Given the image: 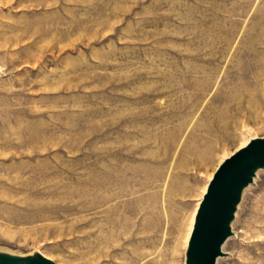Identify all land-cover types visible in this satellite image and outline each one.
<instances>
[{
    "label": "rangeland",
    "instance_id": "374dc122",
    "mask_svg": "<svg viewBox=\"0 0 264 264\" xmlns=\"http://www.w3.org/2000/svg\"><path fill=\"white\" fill-rule=\"evenodd\" d=\"M264 137V0H0V253L184 264L209 177ZM217 264H264V168Z\"/></svg>",
    "mask_w": 264,
    "mask_h": 264
},
{
    "label": "water",
    "instance_id": "95a60500",
    "mask_svg": "<svg viewBox=\"0 0 264 264\" xmlns=\"http://www.w3.org/2000/svg\"><path fill=\"white\" fill-rule=\"evenodd\" d=\"M264 168V137L251 139L224 160L201 201L186 251L185 264H217L233 234L232 223L243 191ZM197 249L194 254L193 248ZM0 264H57L39 251L28 256L0 253Z\"/></svg>",
    "mask_w": 264,
    "mask_h": 264
},
{
    "label": "bare ground",
    "instance_id": "6f19581e",
    "mask_svg": "<svg viewBox=\"0 0 264 264\" xmlns=\"http://www.w3.org/2000/svg\"><path fill=\"white\" fill-rule=\"evenodd\" d=\"M252 139H254V138H252ZM250 140H251V138H250L248 141H244V142H242V143H241V144H240V145H239L234 151H232V152H230V153H228V154H225V155L222 157L220 163L214 168L212 174H211L210 177H209V180H210V181L212 180V178L214 177L215 172H216L217 169L220 167V165L224 162V160H226L227 158H229L230 156H232V155H233L236 151H238L240 148L246 146L247 143H248ZM258 171H259V170L256 171V174L258 173ZM210 181H209V182H210ZM208 185H209V184H208ZM207 189H208V186H207ZM207 189L204 188V195H205ZM245 190H246V188L244 189L242 195H244ZM204 195H203V197H204ZM201 201H202V200H201ZM200 204H201V203H200ZM238 207H239V205H238ZM190 236H191V235H190ZM189 240H190V238H189ZM189 240H188L187 245H186V248H185V259H184V260H186V251H187V248H188ZM224 245H225V244H224ZM223 249H224V246H223ZM34 252H36V251H34ZM34 252H32V253H30V254H26V255L24 254V255H18V256H28V255H32ZM39 252H40V251H39ZM40 253H42V252H40ZM42 254H43V253H42ZM12 255H13V254H12ZM43 255H44L45 257L49 258V257L46 256L45 254H43ZM49 259H51V257H50ZM218 260H219V259H218ZM184 264H185V261H184Z\"/></svg>",
    "mask_w": 264,
    "mask_h": 264
},
{
    "label": "snow or ice",
    "instance_id": "6c2138e0",
    "mask_svg": "<svg viewBox=\"0 0 264 264\" xmlns=\"http://www.w3.org/2000/svg\"><path fill=\"white\" fill-rule=\"evenodd\" d=\"M196 251H197V249H196L195 246H194V248H193V252H194V254L196 253Z\"/></svg>",
    "mask_w": 264,
    "mask_h": 264
}]
</instances>
